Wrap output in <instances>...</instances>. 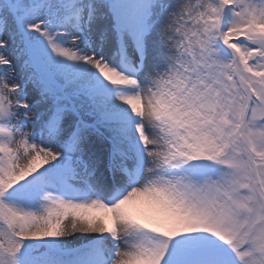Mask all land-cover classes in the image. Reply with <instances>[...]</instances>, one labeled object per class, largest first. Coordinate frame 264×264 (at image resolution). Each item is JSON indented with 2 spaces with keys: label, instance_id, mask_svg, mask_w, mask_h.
Returning a JSON list of instances; mask_svg holds the SVG:
<instances>
[{
  "label": "snow or ice",
  "instance_id": "1",
  "mask_svg": "<svg viewBox=\"0 0 264 264\" xmlns=\"http://www.w3.org/2000/svg\"><path fill=\"white\" fill-rule=\"evenodd\" d=\"M0 264H264V0H0Z\"/></svg>",
  "mask_w": 264,
  "mask_h": 264
}]
</instances>
